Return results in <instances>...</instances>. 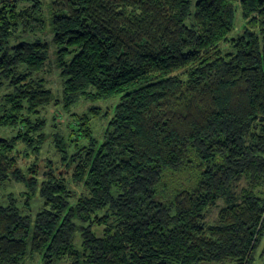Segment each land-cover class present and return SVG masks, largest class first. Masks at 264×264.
<instances>
[{"label": "trees", "instance_id": "trees-1", "mask_svg": "<svg viewBox=\"0 0 264 264\" xmlns=\"http://www.w3.org/2000/svg\"><path fill=\"white\" fill-rule=\"evenodd\" d=\"M47 23L58 97L38 76L47 43L23 38ZM3 88L0 127L15 133L0 136V186L25 191L0 203V264L252 262L264 240V0H0ZM111 99L112 111L95 106ZM81 101L92 105L73 112ZM50 105L71 117L53 144L80 193L18 165L20 144L40 153Z\"/></svg>", "mask_w": 264, "mask_h": 264}, {"label": "rangeland", "instance_id": "rangeland-1", "mask_svg": "<svg viewBox=\"0 0 264 264\" xmlns=\"http://www.w3.org/2000/svg\"><path fill=\"white\" fill-rule=\"evenodd\" d=\"M45 3L49 2L50 0H43ZM243 21L241 19V10L240 8L237 9L236 18H235V29L231 32L229 37H233L237 33L240 32L241 25ZM40 37L42 40H44L47 43V59H46V65L44 67V70L38 74V76L43 77L46 80L47 87L50 88L55 96H59L62 91V80L59 75V71L56 68L55 64V51L56 46L53 42L52 33L49 30V23L45 26V28L38 32L37 34H27L23 38L25 40H33L34 38ZM227 44H223V47L226 48ZM8 90L3 88L0 89V97L2 94L7 92ZM117 99H111L107 102H99L96 103L95 106L97 108H100L102 111L110 110L112 111V108L116 104ZM92 104L87 101H81L77 103L73 108L72 111L76 113H85L88 111V108ZM42 115L46 119L47 125L45 128L46 140L43 144L40 153L33 154L31 151H26V146L23 144H20L18 146V149L20 150V158L18 160L19 167L26 171L28 168L36 169L38 171V176L41 178L44 176L46 172H48L50 169H52L56 173H62L63 176L69 181V185L72 189H74L76 192L80 193L81 188L79 185L71 182V170H68L65 165L60 160L59 154L55 150L54 144H53V134L55 131H59L62 135L65 137L68 136V126L71 122V117L61 108V107H55L53 105L48 106L47 108L42 110ZM107 124V120L105 118H96L93 119V125L95 128V135L101 139L102 133L104 131V128ZM15 133V130H12L10 128H3L0 127V136H11ZM25 152H28V155H25ZM245 185V182H241L239 186L237 187L238 190ZM25 191L24 186L20 183L10 182L5 185L0 186V203L2 201H6V197L8 194H13L19 202H22V196L20 194ZM2 197V198H1ZM224 205V200L218 201L217 205L210 208L206 215H205V222L207 224H214L216 223V217L217 212L220 207ZM39 206V200H35L33 203V210L36 211V209ZM264 245V240L261 244V246L255 251L254 257L252 262L249 264H263V261L260 257V252L262 249V246ZM24 264H43L41 257L39 255H35L33 257H28ZM57 264H69L68 261H61ZM209 264H235L232 262H224V263H209Z\"/></svg>", "mask_w": 264, "mask_h": 264}]
</instances>
